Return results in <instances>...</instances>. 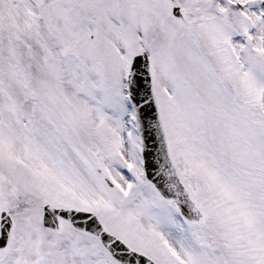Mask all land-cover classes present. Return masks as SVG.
<instances>
[{
    "label": "snow or ice",
    "instance_id": "snow-or-ice-1",
    "mask_svg": "<svg viewBox=\"0 0 264 264\" xmlns=\"http://www.w3.org/2000/svg\"><path fill=\"white\" fill-rule=\"evenodd\" d=\"M0 264H264V0H0Z\"/></svg>",
    "mask_w": 264,
    "mask_h": 264
}]
</instances>
